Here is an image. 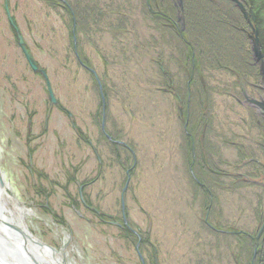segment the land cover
I'll list each match as a JSON object with an SVG mask.
<instances>
[{"label":"rangeland","instance_id":"374dc122","mask_svg":"<svg viewBox=\"0 0 264 264\" xmlns=\"http://www.w3.org/2000/svg\"><path fill=\"white\" fill-rule=\"evenodd\" d=\"M88 1L102 13L98 19L103 18L83 41L99 85L104 78L109 88L104 128L135 145L140 164L130 180L113 161L102 124L93 119L100 98L91 75L66 57L68 22L55 11L41 10L39 0H10V5L7 1L31 55L47 71L56 98L53 104L45 77L33 71L16 43L6 0H0V174L10 196L29 210L25 224L55 251L59 264H142L136 246L109 222L120 215L124 199L130 217L125 222L148 233L159 249L160 264H235L234 240L226 243L214 230L240 227L257 232L264 217V178H247V166L238 163L241 155L250 156L246 153L251 147L256 149L258 128L252 116H259L262 124L264 115L237 87L232 89L234 78L215 72L210 76L213 86L221 83L229 91L213 94L214 124L226 125V130L219 128L213 142L209 137L210 147L218 149L212 154L217 200L208 216L206 198L192 180H197L199 170H190L182 148V104L172 91L181 73L176 60H170L178 56L170 32L153 27L141 0ZM159 58L175 78L168 88L157 80ZM242 87L250 98H264L263 81V93ZM78 129L91 144L80 139ZM72 172L77 184L66 190ZM96 177L81 190L109 218L105 221L71 203V197L76 202L80 198L78 186ZM47 205L57 217L44 209Z\"/></svg>","mask_w":264,"mask_h":264},{"label":"trees","instance_id":"16d2710c","mask_svg":"<svg viewBox=\"0 0 264 264\" xmlns=\"http://www.w3.org/2000/svg\"><path fill=\"white\" fill-rule=\"evenodd\" d=\"M6 1L10 5V0ZM39 1L41 10L55 11L68 22L69 46L66 49L68 53L66 57L69 58L68 61L75 62L87 74L91 75L90 80H92L97 90V96L100 98L99 108L93 115V119L97 120L98 124H102L104 112L107 121L106 114L110 110L109 88L105 79L100 78L103 92L100 90L99 76L94 72L93 64L85 51L83 41L84 37L90 38V30L98 29L95 25L100 24V21L102 22L103 18L99 20L102 13L97 11L96 7H92V3L88 0ZM141 1L143 12L151 20L153 27L161 31L170 32V44L177 50V59L170 58V60H176L181 73L178 76L179 83L172 91L175 99L182 104L179 111L180 118L182 117L181 124L184 129L182 148L188 166L191 167L190 170H193L192 168H198L199 170L196 172L197 180L192 179L195 185L194 189L205 196V212L210 216V210L217 200V194L213 190L214 180L212 179L213 175H217V167L212 154L214 150L218 149L212 148V144V147H210V143L211 140L213 142L212 135L219 128L226 130V125L214 124L215 115L213 111L216 104L213 101V94L216 91L219 95L227 94L229 90L228 88L220 87L221 83L219 87L213 86L209 82V78L212 74L215 76L214 72L218 76L221 74L234 78V82H231L230 85L233 90H236L237 87L242 96H244L242 86L252 87L257 89V93H263V89H261V67L260 63L256 61L253 52V29L256 28L257 30L259 45L264 56V0H240L246 11L249 12L250 19H252L251 11L255 14V21L251 23H249L244 12L231 0H181L183 6H181L180 0ZM10 28L12 33L15 34V40L18 44L17 35L11 24ZM28 50L32 54L30 47H28ZM103 57L105 58V56ZM155 62L159 66L158 82L160 83L161 81V85L163 83V85H167V88L170 87L169 85L175 83L174 76L168 71L165 62L161 58L155 60ZM37 74L41 76L39 72ZM102 95L105 97V108L103 107ZM236 101L240 103L239 100ZM58 107L65 110L60 104ZM250 108L252 106L249 105L248 109ZM67 113L69 114L68 111ZM258 117L256 115L252 116L255 119L254 127L258 128L256 133L257 141L255 139L256 142H254L256 149L251 147L252 149H249V153H246L250 154V156L241 155V159L238 162H242L247 166L245 176L255 180L257 177L264 178V122L260 124ZM106 127L103 129L101 125L100 129L102 137L108 146L107 149L110 151L113 161L127 173L126 177L128 179L130 176L131 180L137 174L136 171L139 166L138 163L134 166L133 155L135 152L137 154L136 147L131 142L122 140V136L114 135ZM79 133L80 139H83L87 144H91V141L83 132L79 130ZM209 137L212 139L210 140ZM216 153L219 155L218 151ZM75 172L69 174L70 176L64 186L66 190H69V185L77 184ZM205 178H208L209 181H206ZM96 179L97 177L92 178L89 182L83 181L78 186L80 192L78 202L71 197V203L78 209L83 207L93 211L96 217L100 218L101 221L102 219L105 221L104 217H108L104 214L102 215L100 209L96 208L89 198L86 197L84 189L83 191L81 190L82 187H87ZM242 183L243 185H246V183L252 185L248 181ZM261 186L264 189L262 182ZM40 189L39 187L38 191ZM124 195L126 198V193ZM44 209L53 212L54 217H57V213L51 206L47 205ZM126 219L129 220L130 217H128L126 208L123 209L122 206L120 215L116 216L112 221L119 229H122L123 236L130 239V242L136 246L138 253L140 252L142 255L147 253V258L150 257V264H158L159 249L151 243L148 233L140 228H135L131 221L125 222ZM259 222L257 232L252 230L246 232L240 227H229L226 229L217 227L215 230L213 229L214 232L218 233V238L223 239L224 242L227 243L230 239L234 240L232 257L235 264H264V217H261ZM144 261L147 264L145 258Z\"/></svg>","mask_w":264,"mask_h":264},{"label":"bare ground","instance_id":"6f19581e","mask_svg":"<svg viewBox=\"0 0 264 264\" xmlns=\"http://www.w3.org/2000/svg\"><path fill=\"white\" fill-rule=\"evenodd\" d=\"M102 118L106 119L104 116ZM102 128L104 129V126ZM133 158L134 166L137 163L140 164L136 152ZM26 214H29V210L27 211L18 200L10 196L5 178L1 173L0 264H59L60 259H57L55 251L30 232L24 222ZM110 222L113 223L112 219Z\"/></svg>","mask_w":264,"mask_h":264},{"label":"water","instance_id":"95a60500","mask_svg":"<svg viewBox=\"0 0 264 264\" xmlns=\"http://www.w3.org/2000/svg\"><path fill=\"white\" fill-rule=\"evenodd\" d=\"M231 1H234L237 4L238 8H240L242 10V12H244V14H245L246 18L248 19L249 23L255 21L254 12L251 11L252 19H250L249 12L246 11L242 1H240V0H231ZM180 4H181V0H180ZM5 10L7 11L8 20L11 23L12 27L14 28L15 33L17 34L18 44H20L22 52L26 56V59H27V61L29 63V66L32 67L34 72H40V74L45 77L46 83H47V87L49 89V96L51 98V101H52L53 104L56 103V98L54 97L53 88L51 87L49 76H47V73H46V71L44 69L40 68V66L35 61L33 55H31L30 51L28 50L27 44H25V40L23 38L22 33L20 32L18 24L14 21V19L12 17V14H11V11H9V6H8L7 1L5 3ZM253 34H254L253 35V45H254L253 52H254V56H255L256 61L260 63L261 78H262V81H263V84H264V56H263V54L261 52V47L259 45V37H258L256 28L253 29ZM100 89H102V86H100ZM243 94H244V97H245V101H247L252 106H256L261 111L262 115H264V98L260 99V100L255 99V98L252 99V98H250L247 95L246 90H244ZM102 100H103V107H104L105 106V97L103 95H102ZM103 116H105V112H104ZM104 121H105V119L103 120L102 126H104ZM126 188H127V185L124 188V192H125ZM124 205H125V201L123 199V201H122L123 209L125 208ZM137 249H138V246H137ZM139 256H140V260L142 261V263L145 264L144 257H143V255L140 252H139Z\"/></svg>","mask_w":264,"mask_h":264}]
</instances>
